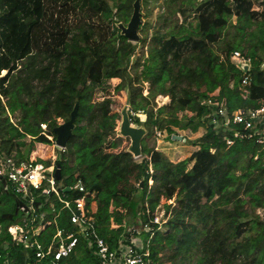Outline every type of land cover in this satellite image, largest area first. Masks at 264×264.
I'll return each mask as SVG.
<instances>
[{"label":"trees","instance_id":"obj_1","mask_svg":"<svg viewBox=\"0 0 264 264\" xmlns=\"http://www.w3.org/2000/svg\"><path fill=\"white\" fill-rule=\"evenodd\" d=\"M135 1L0 0V149L42 162L34 157L36 150L51 141L41 123H49L48 132L56 137L53 129L77 107L66 151L55 157L62 165L58 183L83 181L98 233L111 247L124 237L130 243L133 229L149 239L151 233L144 229L149 224L158 264H264V147L256 139L215 128L210 114L218 106L206 102L230 112L264 105V0H164L151 36L144 25L142 37L133 42L118 23L130 21ZM140 46L147 51L138 54ZM234 51L251 59L248 72L232 61ZM188 54L196 62L191 87L177 83ZM32 65L38 76L26 83ZM110 79H119L116 91L130 94L131 124L149 134L138 158L127 149L113 150L109 138L116 137L119 122L105 101L97 106L96 125L79 132L89 120L97 87ZM162 82L170 101L155 108L152 98L160 94ZM200 129L204 131L195 139L183 135V141L198 148L180 161L157 146V131L171 141L182 130L196 134ZM224 136L234 143L229 146ZM53 161L43 163L51 166ZM63 194L83 195L78 190ZM228 195L240 199L229 208L212 204ZM31 198L39 212L49 213L41 189L17 194L0 176V264L48 262L10 232L11 225L24 224L21 218ZM55 203L59 210L60 202ZM161 204L168 218L164 226L154 221ZM69 216V210H62L39 233L46 247L58 227L74 230ZM88 253L93 255V249ZM92 258L83 263L99 264Z\"/></svg>","mask_w":264,"mask_h":264},{"label":"built area","instance_id":"obj_2","mask_svg":"<svg viewBox=\"0 0 264 264\" xmlns=\"http://www.w3.org/2000/svg\"><path fill=\"white\" fill-rule=\"evenodd\" d=\"M231 59L238 68L247 72L251 69V59L244 57L240 51H234ZM261 68H264L263 65ZM246 80L247 78H245L244 82ZM206 102L210 105L218 106L210 114V122L215 128H224L225 132L227 130L231 131L236 138L247 137L256 139L264 147V105L252 109L239 108L230 112L227 107L220 106L217 102H213L210 99L206 100ZM41 127L42 133L52 143V152L54 153L55 149L65 152L66 146H59L56 142V137L49 134V123H41ZM156 135L158 138L164 137L161 131H157ZM224 137L229 146L234 143V140L229 136ZM260 157V154H258L255 158L259 160ZM261 158L264 161V155ZM53 159V164L46 166L43 162H36L35 158L21 160L17 156H8L0 149L1 178L10 183V187L17 194L30 195L31 189H41L44 202L51 208L48 214L47 212H39L33 198H31L21 218L24 224L16 223L10 226V232L16 242L23 243L27 248L36 247V257L39 260L50 258L51 264H61L64 258L74 252L81 240H84L89 248L94 249L99 264H158L153 259L150 248V239L154 235V228L149 224L144 225L145 231L151 233L144 244L139 245L133 242L134 235H141L142 233L140 229H133L131 232L133 236L131 243H124L121 239L119 246L111 247L98 233L95 217L87 207V195L89 192L85 184L81 179L72 186L59 184L60 180H57L55 176L57 168L55 157ZM72 190H78L83 195L77 198H70L63 194V192ZM56 200L61 204L60 212L65 209L69 210V224L74 226V230L70 231L67 228L59 227L54 239L46 247L37 240L36 236L42 227L56 222L57 217L60 215V212L56 211ZM49 215L52 218H49ZM157 218L158 216L156 215L154 221L161 224V221ZM30 231H32V235L29 233ZM0 257H2L1 251Z\"/></svg>","mask_w":264,"mask_h":264},{"label":"rangeland","instance_id":"obj_3","mask_svg":"<svg viewBox=\"0 0 264 264\" xmlns=\"http://www.w3.org/2000/svg\"><path fill=\"white\" fill-rule=\"evenodd\" d=\"M164 0H148V2L141 0V20H142V24L140 27L142 26H146V28H148L147 30L149 31L148 34L149 36H151V33H153V31L156 29L157 25L160 23V20L158 19V14L163 11V8H161V4ZM259 8V7H258ZM259 9H263L262 7H260ZM193 16H191L192 18ZM190 18V19H191ZM190 21H193V19H191ZM237 19L234 18L233 23L236 24ZM196 22L193 21L192 27L193 29H196ZM121 25H127V23L124 22H120L118 23V27H120ZM233 31V30H232ZM140 36L142 37L143 32L142 30L139 31ZM145 50L147 51V47H142L140 46L138 48V54L142 53V51ZM194 54H188L186 55L181 63H180V67H179V73H178V77H177V83L179 85L185 86V87H191L193 86V82L192 79L190 77V73L191 71H193L196 67V62L194 61ZM264 67V65H263ZM5 74V72H4ZM38 76V69H37V65H32L31 70L29 71L27 78H26V83H30L31 81H34ZM119 82V79H110L107 80L103 85L97 87L96 90V94H95V98H94V102L92 105V110L89 113V120H87L84 123V128L83 130L79 131V132H85V130H89L91 128H93L96 123L97 120L99 118L100 112L97 109L98 104L101 101H105L106 103H108V105H110L111 109H112V115L113 117H115V119H118L119 122V128H118V133L116 135L115 138H109V142L110 143H114L115 148L113 150L117 151V150H122V149H129V146L131 144V139L128 136H125L124 134H122L121 132V123L123 120V109L127 104V98H128V93L127 91H116L115 90V85ZM165 82L161 83V92L159 95H157L155 98H152V104L155 108L160 107L161 105L168 103L170 101V97L167 95V93L164 92V88L165 86ZM145 94H148V88L146 86L145 90H144ZM203 129H200V131L196 134H193L192 132H190V130H182L180 131V135L183 136H187L189 139H195L196 137H198L199 135H201L203 133ZM147 134V133H146ZM149 134L145 135L146 137ZM157 137V135H156ZM157 139V146L159 147V149L161 151H163L164 153H166L174 162L180 161L182 159H185L186 157H189L191 155V153L196 150L198 147L191 145V144H187L185 141H177V140H173L175 142H171L170 144H168L165 141L164 137H160V138H156ZM171 140V141H173ZM177 141V142H176ZM36 148V147H35ZM53 146L52 143H44L42 144L37 150L36 153L34 155V157H36L38 160L42 161V162H47L49 161L51 158L58 156L59 150L55 149L54 153L52 152ZM240 197H233V196H220L214 199V201L212 202L213 205L215 206H222V207H231L232 204L239 200ZM173 200L168 201V203H172ZM164 210L165 208L161 205L158 206V212H157V216L160 221H161V226H164L163 224L167 221V217L164 215ZM259 212L262 213V210H259ZM166 231L163 232V234H165ZM163 237V236H162ZM162 237H160L159 239H162ZM166 264H170L169 262H166Z\"/></svg>","mask_w":264,"mask_h":264},{"label":"water","instance_id":"obj_4","mask_svg":"<svg viewBox=\"0 0 264 264\" xmlns=\"http://www.w3.org/2000/svg\"><path fill=\"white\" fill-rule=\"evenodd\" d=\"M134 9L130 21L127 25H121L119 28L121 29V33L124 34L130 41L138 42L141 38L140 36V26L142 24L141 20V0H136L134 2ZM130 102V94L128 93L127 104L124 107L123 113V120L121 123V132L125 136L130 137L131 144L129 146L128 151L131 152L134 157L138 158L142 155V140L145 138L146 129L144 127H138L131 124L129 113H128V106ZM77 119V107L72 111L71 118L64 123L60 124L59 126L53 129L54 133L56 134V142L59 146H66L68 143L69 138L73 134L76 125L75 121ZM173 139L183 141L184 137L181 135H174ZM55 176L57 180L62 179V165L61 163H57V168L55 172Z\"/></svg>","mask_w":264,"mask_h":264},{"label":"crops","instance_id":"obj_5","mask_svg":"<svg viewBox=\"0 0 264 264\" xmlns=\"http://www.w3.org/2000/svg\"><path fill=\"white\" fill-rule=\"evenodd\" d=\"M120 92H123V91H120ZM125 92V91H124ZM164 134V138H165V141L168 143V144H170L172 141H169L168 140V138H167V133L165 132V133H163ZM60 209H61V207H60ZM60 209L59 210H57V208H56V211L57 212H60ZM49 218H52L50 215H49ZM48 225V224H47ZM47 225H45L44 227H42L40 230H39V233L47 226ZM74 227V226H73ZM59 228V227H58ZM57 228V229H58ZM57 232V231H56ZM39 235V234H38ZM38 235L36 236V238H37V240L40 242V243H42L43 245H45V243H43V242H41L40 240H39V238H38ZM150 237V236H149ZM122 239V241L124 242V243H127V244H129V242H126V241H124V240H126L127 239V237H124V238H121ZM147 240H148V238L144 241V238H143V234L141 233V235H135L134 237H133V242L134 243H137V244H139V245H141V244H144V242H147ZM121 241V240H120ZM131 243V242H130ZM90 250H92L91 248H89L88 247V245L84 242V240H81L80 242H79V244H78V246L76 247V249L74 250V252L73 253H71L68 257H66V258H64L62 261H61V264H65V263H67V264H72L71 263V261L69 262V259L70 260H74L75 261V259L77 260V264H84L83 262H85V261H87V259H91L92 257L91 256H93V258L92 259H98V257L96 256V254H95V252H94V249H93V255H91V254H89V256H88V254H87V251H90ZM95 254V255H94ZM97 258H96V257ZM38 261V260H37ZM99 261V260H98ZM28 263H32V264H35V262H28ZM27 263V264H28ZM47 264H51V262H50V258H48V262H47Z\"/></svg>","mask_w":264,"mask_h":264}]
</instances>
